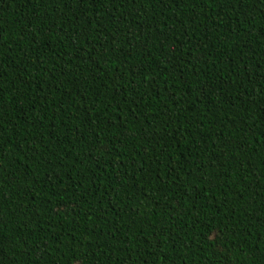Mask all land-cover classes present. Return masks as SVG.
Masks as SVG:
<instances>
[{
	"label": "trees",
	"instance_id": "obj_1",
	"mask_svg": "<svg viewBox=\"0 0 264 264\" xmlns=\"http://www.w3.org/2000/svg\"><path fill=\"white\" fill-rule=\"evenodd\" d=\"M0 264H264V0H0Z\"/></svg>",
	"mask_w": 264,
	"mask_h": 264
}]
</instances>
